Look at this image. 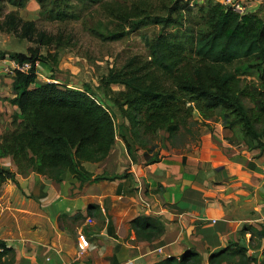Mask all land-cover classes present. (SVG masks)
Masks as SVG:
<instances>
[{
	"label": "trees",
	"instance_id": "trees-1",
	"mask_svg": "<svg viewBox=\"0 0 264 264\" xmlns=\"http://www.w3.org/2000/svg\"><path fill=\"white\" fill-rule=\"evenodd\" d=\"M28 1L0 0V31L43 46L60 48L70 42L63 30L48 33L38 30L34 20L22 19L17 9ZM35 1L43 20L80 21L83 29L101 40H119L147 26L154 31L146 40L147 58L129 57L100 78L99 85L126 121L118 124L119 129L114 114L88 85L78 88L37 79L36 62L53 70L57 53L41 55L31 48L29 53H7L19 63L29 61L31 68L8 75L13 95L6 100L17 111L0 133V158L10 157L14 169L0 164V189L6 181L19 186L15 175L30 171L56 184L65 172L79 184L122 178L127 172L95 174L83 165L104 160L117 132L127 153L135 158V152L143 150L147 164L160 159V150L149 138L165 131L167 141L182 139V129L193 133L191 125L196 122L209 129L212 121L219 122L232 132L228 142L264 153L263 3L260 11L239 14L218 0ZM7 5L16 9L6 10ZM115 84L124 88L113 91ZM195 111L198 118L192 119ZM131 223L140 238L152 239L163 231L158 218L137 216ZM247 230L255 234L244 225L243 233ZM0 245V264H13V248L3 241ZM249 249L250 244L230 241L210 253L207 262L253 264L256 258ZM150 264L203 262L200 253L190 248L178 257Z\"/></svg>",
	"mask_w": 264,
	"mask_h": 264
},
{
	"label": "crops",
	"instance_id": "crops-1",
	"mask_svg": "<svg viewBox=\"0 0 264 264\" xmlns=\"http://www.w3.org/2000/svg\"><path fill=\"white\" fill-rule=\"evenodd\" d=\"M1 96L0 112L11 111V116L17 107ZM225 134L215 123L201 132L191 149L183 151L167 141L159 149L160 159L150 164L141 149L131 160L116 136L104 160L83 163L95 174L128 169L114 180L79 184L65 172L56 184L32 171L16 174L19 186L6 181L0 189V241L13 248V264H150L190 248L208 264L209 254L230 241L250 244L253 264H261L264 153L232 145ZM0 163L14 169L10 157L0 158ZM137 216L158 218L163 231L152 239L137 237L131 223ZM244 225L255 234L243 233ZM81 232L92 248L79 254Z\"/></svg>",
	"mask_w": 264,
	"mask_h": 264
},
{
	"label": "rangeland",
	"instance_id": "rangeland-1",
	"mask_svg": "<svg viewBox=\"0 0 264 264\" xmlns=\"http://www.w3.org/2000/svg\"><path fill=\"white\" fill-rule=\"evenodd\" d=\"M192 1L196 3L201 0ZM218 1L222 2L223 0ZM231 1L243 2L245 4V13L262 10L261 4L259 6L257 4V0ZM6 8V10L16 9L11 5H7ZM17 11L22 19L34 20L38 30H44L48 33H56L63 30L65 34L70 35V42L65 43L60 48L54 46L55 44L43 46L37 42L22 38L14 32L0 31V55H6L11 52L29 53V48L37 49L41 55H46L47 52L51 54L57 53V64L51 62L53 70H50L47 65L38 62L39 70L37 73V79L39 81H45V78L50 79L53 77V80H58L61 83H67L70 86L78 88L88 85L99 100L108 106L110 111L114 114V120L119 129L118 124L122 121H126L120 117L118 111L108 99L107 94H105V89L99 85L100 78L105 75L111 67H120L129 57L135 55L140 59L147 58L146 40L153 34L154 27H142L140 30H137L119 40H101L92 36L88 30L83 29L80 21L58 23L56 21L43 20L39 16V6L34 1L27 2L24 7L18 8ZM97 17L98 16H96V18ZM1 68L2 66L0 65V86L3 85L4 88L0 93L6 100L10 94L13 95V91L10 79ZM123 88V86L118 84L111 86L113 91H118ZM3 96H1V98ZM9 114H11V111L0 112V131H2L7 124H9L12 117ZM197 118L198 113L195 111L192 119ZM215 123L219 122L212 121L210 124L211 129L214 127ZM191 128L193 133H186L182 129L181 132H183L185 136L182 137V139L176 138L172 141L168 140V143L173 147H180L183 151L197 146L199 142V135L208 127L196 122L191 125ZM224 130L226 131L224 139L228 142L226 137L231 136L232 132L227 129ZM117 136L120 137L119 132H117ZM166 137L167 133L165 131H159L156 137H151L149 139L156 144V150L161 149L163 145L166 147ZM230 144L234 145V143ZM130 159L136 160V157L132 158L130 156ZM127 170L128 169L125 171L127 172Z\"/></svg>",
	"mask_w": 264,
	"mask_h": 264
},
{
	"label": "built area",
	"instance_id": "built-area-1",
	"mask_svg": "<svg viewBox=\"0 0 264 264\" xmlns=\"http://www.w3.org/2000/svg\"><path fill=\"white\" fill-rule=\"evenodd\" d=\"M223 4H226L227 6H230L232 10L239 14L245 13V4L243 2L238 1H231V0H223ZM38 62H36V73H38ZM0 65L2 66V71L7 74V76H11L14 74V70H19L23 72H27L31 68V63L29 61H25L22 63H19L15 61L14 59L10 58L8 55H5L3 58H0ZM89 248H92V245L88 239V237L84 233H79L77 235V249L78 253L81 254L88 250ZM0 251H2V247L0 245Z\"/></svg>",
	"mask_w": 264,
	"mask_h": 264
}]
</instances>
